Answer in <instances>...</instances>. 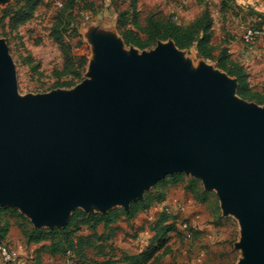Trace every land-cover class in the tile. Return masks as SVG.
Wrapping results in <instances>:
<instances>
[{"label":"water","instance_id":"water-1","mask_svg":"<svg viewBox=\"0 0 264 264\" xmlns=\"http://www.w3.org/2000/svg\"><path fill=\"white\" fill-rule=\"evenodd\" d=\"M89 35V80L24 98L0 38V207L64 229L75 210L128 211L186 174L237 221V264H264V108L235 96L236 79L192 69L171 40L138 55L110 32Z\"/></svg>","mask_w":264,"mask_h":264},{"label":"rangeland","instance_id":"rangeland-1","mask_svg":"<svg viewBox=\"0 0 264 264\" xmlns=\"http://www.w3.org/2000/svg\"><path fill=\"white\" fill-rule=\"evenodd\" d=\"M21 1L0 2V38L4 40L12 58L17 94L20 98L45 95L53 91L68 93L89 80L88 66L94 57L89 34L93 32L106 33L107 30L113 37L121 40L124 51L129 53L134 50L141 55L154 51L159 44L166 42L157 41L152 46L139 50L124 44L120 36L121 29H131L138 33V30L146 28L150 20L161 23L174 22L189 27L205 16L209 23L210 41L216 48L214 56L226 50L229 56H235V59L231 60H235L236 65L242 64L245 70L252 96L238 95V82L235 96L245 103L264 108V100H258V97L264 96V46L259 44L246 49L237 43L240 40L242 24L258 18L264 21V0H136L133 7H130L128 0H86L91 4L88 12L94 14L92 22L87 25L80 24L79 37L73 39L62 36L57 39L52 32L60 9L69 4V0H37L32 3L33 9L29 18L21 23H14L12 18L19 10ZM71 16L79 22L75 14H71L70 19ZM118 22H124L125 27L119 28ZM180 54L190 63L192 69L205 64L213 72L227 75L217 67L215 60L199 56L196 44L180 51ZM82 59L84 64L80 67ZM56 73L62 76L58 78ZM62 82H72L73 85L57 86ZM176 175H181V178L172 183L170 177ZM176 175L166 176L159 181L166 182L165 186H162L165 201L160 206L139 212L133 218L122 217L112 225V235L102 226L97 227L96 231L81 228L73 235L70 241L74 244L79 236L85 239L82 244L83 257L76 254V247V252H73L71 257L60 252L51 256L50 248L57 244L58 239L38 244L28 243L23 238L18 227L19 222L13 214H1L0 232L6 223L8 224L7 233L0 240L1 245L12 254L15 264H110L108 259L111 257L117 262L115 264H124L120 262L122 254L139 255L145 252L150 244L151 257L146 264H176V261H179V264H237L242 258L241 252L234 247L240 238L237 221L231 216H222L216 191L203 190L208 193L207 201L200 204L186 187L190 180H196L203 189L201 181L186 174ZM157 184L145 191L142 200L137 202H142L148 195H154L160 190V187L156 188ZM179 203L183 204L186 215L197 216L196 225H207L214 221L221 223L222 238L216 240L213 236L214 229L210 227V231L206 230L203 237L196 233L192 239H187L176 233L167 235L165 239H153L150 225L156 222L161 208L168 205L175 210ZM95 212L96 209L92 208L89 213ZM108 235L111 236L109 241L106 239Z\"/></svg>","mask_w":264,"mask_h":264},{"label":"trees","instance_id":"trees-1","mask_svg":"<svg viewBox=\"0 0 264 264\" xmlns=\"http://www.w3.org/2000/svg\"><path fill=\"white\" fill-rule=\"evenodd\" d=\"M37 0H22L21 6L19 10L14 13L12 18V22L21 23L25 21L27 18L31 16L32 13V3ZM130 7H133L136 3V0H128ZM76 4L74 0H69V4L63 6L60 9V15L58 16L57 22L53 28V35L59 39L62 37L73 39L75 37H79V27L81 24V17L76 13ZM79 9L87 12L91 18H93V13L88 12V9H91V4L87 3L86 0L82 1V4L79 6ZM75 14L79 18V22L75 17L70 19V15ZM122 16V15H121ZM69 17V18H68ZM119 28L122 26L125 27L124 22H118ZM209 23L206 20V17H202L194 22L189 27L180 26L174 22H155L150 20L145 29L138 30V33L131 29H121L120 36L126 46H133L139 50H144L157 41L166 42L171 40L175 47L178 50H186L191 48L194 44H196L197 54L208 60H215L217 62V67L226 72L229 77H234L237 82L239 89L237 91L238 95L242 97H250L251 91L247 84L246 73L244 68L240 65H236L233 60L230 59V56L226 53V50H222L217 56H214V52L216 48L213 47L210 37L208 34ZM84 64V60H81L80 67ZM56 77H61L62 74L56 73ZM73 85L72 82H62L61 84H57L60 87H69ZM259 101L264 100L263 97H258ZM181 175H176L174 177H170L171 182H177ZM166 182H158L156 188L160 187L154 195H148L142 202H135L131 204L128 211H124L122 209L115 208L106 214H85L80 210H75L68 221V224L64 229H34L30 222L18 214L16 210L13 209H3L0 208V222H1V214H13L18 222L21 229V233L23 238L30 244H38L44 241H55L58 239L57 244H53L50 248V255L54 256L59 252L68 257L75 253V248L78 249L76 254L83 257L82 254V244L85 239L82 236H79L76 239V243L74 244L70 239L73 235L80 231L81 228L90 229L92 231H96L97 227H104L109 231L110 235L113 234L114 228L112 225L116 224L119 219L122 217L125 218H133L139 212H145L150 208H155L156 206H160L165 201V192H163V187ZM186 190L190 192L194 199L200 204H204L207 201V192H204L203 189L198 185L196 180H190L188 182V186ZM181 220L186 221L182 217V214H173L169 213L165 210V208H161L160 214L156 219L154 224L150 225V231L153 233V239H165V237L169 234H181L183 236L185 233L179 228V223ZM8 229V224L6 223L5 228L0 232V240L5 237ZM189 231L192 239V229L189 225ZM111 236H107L106 239L110 240ZM100 239V238H99ZM1 244V242H0ZM151 248L152 245L147 248V250L139 255H129L122 254L120 258V262L124 264H146L151 257ZM108 263L115 264L113 258L108 259Z\"/></svg>","mask_w":264,"mask_h":264},{"label":"built area","instance_id":"built-area-1","mask_svg":"<svg viewBox=\"0 0 264 264\" xmlns=\"http://www.w3.org/2000/svg\"><path fill=\"white\" fill-rule=\"evenodd\" d=\"M76 4V13L81 17V24L84 25L88 22H92V18L90 15L79 9V6L82 4L83 0H74ZM242 32L240 35V41L244 48L251 49L255 45H262L264 46V21L261 19H252L248 20L246 23L242 24ZM165 210L169 213L173 214H182V209L178 204V207L174 212L171 210L173 209L171 206H164ZM179 228L185 233L186 238L189 239L191 237L189 231V224L186 221L181 220L179 223ZM0 260L1 264H15L14 258L12 254L0 244Z\"/></svg>","mask_w":264,"mask_h":264},{"label":"crops","instance_id":"crops-1","mask_svg":"<svg viewBox=\"0 0 264 264\" xmlns=\"http://www.w3.org/2000/svg\"><path fill=\"white\" fill-rule=\"evenodd\" d=\"M106 32H109V31H107L106 30ZM212 43V42H211ZM238 45L239 46H243L242 45V43H241V41L240 40H238ZM230 59H235V56L234 55H232L231 54V56H230ZM235 61V60H234ZM241 66H242V64H240ZM235 79V78H234ZM237 81V80H236ZM181 203V202H180ZM179 203V205H180V207H181V209H182V217L184 218V219H186L187 220V222L189 223V225L191 226V229H192V233H193V235H192V238H193V236L196 234V233H198V236H201V237H203L204 235V232L206 231V230H209L210 231V227L212 228V229H214V238L216 239V240H220L221 238H222V235H221V233H222V225H221V223H219V222H217V221H214L213 223H211V224H207V225H199V224H195L196 222V220L195 219H197V216L196 217H193V216H189V215H186V212H185V210H184V208H183V204L181 205ZM164 207V206H163ZM173 208V207H172ZM172 210V209H171ZM176 210V209H175ZM173 212H174V210H172ZM218 223V224H217ZM206 233V232H205ZM176 264H179V261H176L175 262Z\"/></svg>","mask_w":264,"mask_h":264}]
</instances>
